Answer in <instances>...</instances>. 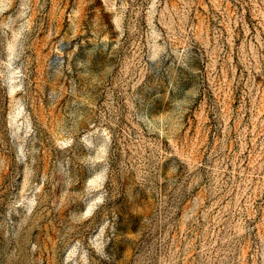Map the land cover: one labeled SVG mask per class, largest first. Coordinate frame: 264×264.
Returning <instances> with one entry per match:
<instances>
[{
	"label": "rangeland",
	"instance_id": "rangeland-1",
	"mask_svg": "<svg viewBox=\"0 0 264 264\" xmlns=\"http://www.w3.org/2000/svg\"><path fill=\"white\" fill-rule=\"evenodd\" d=\"M0 264H264V0H0Z\"/></svg>",
	"mask_w": 264,
	"mask_h": 264
}]
</instances>
